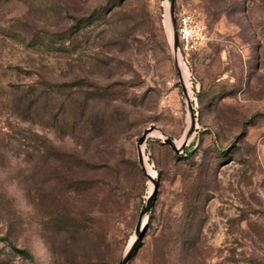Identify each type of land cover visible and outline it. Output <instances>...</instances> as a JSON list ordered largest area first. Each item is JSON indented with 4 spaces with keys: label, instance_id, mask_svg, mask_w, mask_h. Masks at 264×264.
Here are the masks:
<instances>
[{
    "label": "rangeland",
    "instance_id": "obj_1",
    "mask_svg": "<svg viewBox=\"0 0 264 264\" xmlns=\"http://www.w3.org/2000/svg\"><path fill=\"white\" fill-rule=\"evenodd\" d=\"M174 1L0 0V264H264V0ZM184 12L206 34L185 78ZM150 126L184 145L147 138L156 182Z\"/></svg>",
    "mask_w": 264,
    "mask_h": 264
},
{
    "label": "water",
    "instance_id": "obj_2",
    "mask_svg": "<svg viewBox=\"0 0 264 264\" xmlns=\"http://www.w3.org/2000/svg\"><path fill=\"white\" fill-rule=\"evenodd\" d=\"M169 1V13H170V17L172 19V21L174 22V7H175V1L174 0H168ZM173 39H174V50H175V55L176 57L178 58V46H179V43H178V35H177V32L176 30L174 31V34H173ZM184 94L186 96V99H187V102H188V106L191 110V122H190V125H189V128L187 129L186 133H185V140H187L189 138V136L191 135V133L194 131V127H195V116H194V112H193V108H192V103L189 99V96H188V93H187V90H186V87H184ZM154 129H158L156 126H150L148 128H146L142 134L139 136L138 140H137V149H138V159H139V163L143 169V171L146 173L147 177L156 182V180L154 179V176H152L150 173H148L146 171V167L144 165V152L142 150V145L145 144L147 138L150 136V132H152V130ZM164 137H161V139L167 143L168 145H170V147L176 151V152H180L181 148L183 149L184 148V145H180V146H177L176 145V142L172 139L171 136L167 135V134H164L163 132H161ZM156 194V191L155 189L148 195L147 197V200H146V203L140 213V218H139V221L137 223V226H136V230H138L140 227L141 228H144V219L146 220V218L148 217L149 213L151 212V209H152V205H153V199H154V196ZM133 247L134 245H132L128 250L127 252L125 253V255L123 256V258L121 259L120 263L121 264H127L130 257L132 256V253H133Z\"/></svg>",
    "mask_w": 264,
    "mask_h": 264
},
{
    "label": "trees",
    "instance_id": "obj_3",
    "mask_svg": "<svg viewBox=\"0 0 264 264\" xmlns=\"http://www.w3.org/2000/svg\"><path fill=\"white\" fill-rule=\"evenodd\" d=\"M38 83V82H37ZM40 84L42 85V91L38 93V95H36L34 92H36V88L34 87V85H27L26 87H24L25 85L19 86L17 87V99H16V104L17 106L19 105L22 109V111L24 113H28L32 110L33 107H43L46 108V106L49 103V100L51 99V95L50 93L46 90L48 86V84H46L45 82H40ZM57 86H59V88H61L63 85L62 84H58ZM50 95V96H49ZM61 95V94H59ZM61 103L63 104L64 101L61 100ZM18 106V107H19ZM60 113L62 114V111L60 110ZM60 113L55 114V117L57 115L60 116ZM24 120V119H22ZM165 143V142H163ZM167 144V143H166ZM175 154L177 156H181L179 155L178 152L174 151ZM192 153V150H189L188 148H186L183 152L184 156L190 155ZM156 199V194L154 196L153 199V204L155 202ZM154 205H152V210L150 212V216H149V220L148 222L144 225V228H146L147 226H149V224L151 222H153V218H154ZM191 226L190 221H186L184 224V228L182 230V234L185 238V248H184V255H190L191 250L193 248V240H192V233L189 231V227ZM178 227L176 228H172V229H165L164 231V236L166 237V239H168L167 237H172V235L176 232L178 233L179 231H177ZM25 253V251H22Z\"/></svg>",
    "mask_w": 264,
    "mask_h": 264
},
{
    "label": "built area",
    "instance_id": "obj_4",
    "mask_svg": "<svg viewBox=\"0 0 264 264\" xmlns=\"http://www.w3.org/2000/svg\"><path fill=\"white\" fill-rule=\"evenodd\" d=\"M178 57L185 62L192 51L205 40V27L192 12H184L178 19Z\"/></svg>",
    "mask_w": 264,
    "mask_h": 264
},
{
    "label": "bare ground",
    "instance_id": "obj_5",
    "mask_svg": "<svg viewBox=\"0 0 264 264\" xmlns=\"http://www.w3.org/2000/svg\"><path fill=\"white\" fill-rule=\"evenodd\" d=\"M178 59H179V64H180V68H181L182 76H183V78H185L184 64L182 63V60H181L179 57H178ZM152 133H153V134H156V135H161L162 137H164V135L161 133V131H160L159 129H154V130H152V132H150V136H151ZM184 139H185V137H184ZM143 145H144V144H143ZM176 145L179 146V145H180V142L177 141V142H176ZM144 165H145L146 169L149 171V167H148V165H147L146 163H144Z\"/></svg>",
    "mask_w": 264,
    "mask_h": 264
}]
</instances>
